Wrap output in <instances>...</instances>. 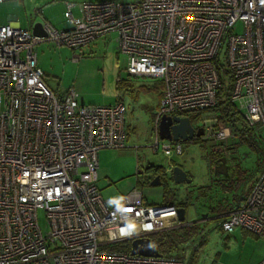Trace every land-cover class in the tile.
Returning a JSON list of instances; mask_svg holds the SVG:
<instances>
[{"label": "built area", "instance_id": "1", "mask_svg": "<svg viewBox=\"0 0 264 264\" xmlns=\"http://www.w3.org/2000/svg\"><path fill=\"white\" fill-rule=\"evenodd\" d=\"M65 5L67 29L45 22L43 35L0 24V264H185L181 257L118 248L183 225L178 206L149 204L137 187L116 204L102 197L96 184L97 154L125 147L126 106L121 101L79 104L73 89L55 94L42 79L34 47L53 41L80 48L116 33L127 74L156 77L163 85L152 118V151L181 155L183 141L161 139L159 122L162 116L199 113L194 128L203 132L187 141L200 138L227 153L232 129L210 111L223 85L217 65L231 71L229 99L237 113L248 126L264 131V0ZM224 44L222 63L218 56ZM38 209L46 214L45 234ZM225 216L224 231L241 227L264 238V169Z\"/></svg>", "mask_w": 264, "mask_h": 264}, {"label": "rangeland", "instance_id": "2", "mask_svg": "<svg viewBox=\"0 0 264 264\" xmlns=\"http://www.w3.org/2000/svg\"><path fill=\"white\" fill-rule=\"evenodd\" d=\"M83 1L93 0H7L0 3V24L7 22V15L13 14L21 28L32 29L35 23L47 22L57 30L67 29L70 24L64 16L65 2ZM72 12L77 16V7ZM236 32H240V27ZM115 38L116 33L107 34L74 49L57 46L53 41H43L34 47L38 67L43 72L42 79L55 94L64 96L73 89L79 104L110 105L121 101L126 106L125 147L101 149L97 154L96 184L102 197L109 204H116L137 187L147 203H163V185H150L152 178L144 172L145 167L160 165L169 171L171 161H175L189 177L192 176V182L178 185L170 181L167 197L182 200L188 191L196 196L188 205L185 216L187 221L198 225L199 234L195 241L180 247L179 255L185 264H258L264 259V238L241 227L224 231L221 215L228 212L222 211L224 207H234L249 192L253 181L263 171L262 151L255 152L246 145H238L236 135L230 138L226 175L212 171L208 161L210 145L200 138L183 141V152L179 156L169 157L161 149L152 151V118L163 85L156 77L129 76L127 57L118 50ZM218 58L225 62V44ZM222 80L227 87L229 78L223 75ZM189 116L193 126L197 127L196 113ZM254 128L257 134L264 136L260 126ZM261 149L264 151V139ZM198 187L204 190L199 191ZM37 221L45 234L49 226L43 209H38ZM199 235L204 239L201 246H198Z\"/></svg>", "mask_w": 264, "mask_h": 264}, {"label": "trees", "instance_id": "3", "mask_svg": "<svg viewBox=\"0 0 264 264\" xmlns=\"http://www.w3.org/2000/svg\"><path fill=\"white\" fill-rule=\"evenodd\" d=\"M217 66H218L217 68H218V71L220 72L221 77L225 75L229 78V85L227 87H224V85L221 86L218 92V96H217V103L214 107L210 109V111L215 112L217 114L218 119L226 121L227 124L230 125L232 129L233 137L236 135V137L239 138L237 141L238 145H246L250 148V150L255 151V152L262 151L261 153L264 156V151L261 149V142L263 141L264 136L261 135L260 133L257 134L256 129L254 127L248 126L247 123L237 113L234 106L230 102L229 96L231 94L232 83H233L231 71L225 68L223 64H220ZM198 115L199 113H196V120H197ZM190 120H191V116H190ZM209 148H210V152H209V156H210L211 151L217 149V147L210 145ZM173 165H178V164L175 161H171V166ZM211 167L213 171V166L211 165ZM144 172H147L148 174H150L151 178L157 174H160L161 175L160 179L163 185L162 190H163L164 203L174 204L179 207H184L185 213H186V209L188 205L192 202V199L196 197V196H193L194 193L192 191H188L182 200H178V201L172 200L171 198L167 197V194L170 195L169 183L170 181H172L171 173L166 174L164 172L163 166L153 165V164L147 165L145 167ZM190 177L192 176L190 175ZM198 188H200L199 191L204 190V189H201L203 187H198ZM242 198H240L239 201ZM232 208L229 206H226L222 209V211L223 212L230 211ZM225 217L226 216L221 217L222 221L225 220ZM221 228H222V225H221ZM198 234H199L198 225L195 222H192L190 224L181 225L173 229H169L166 231L152 234L149 236V238H150L151 243H153L154 245L158 247V250L161 253V255L181 257L179 255V251H181L180 247L184 248V245L186 246L187 244H190L192 241H195ZM199 236H200L199 237L200 242L198 243V246H201V244L204 242L203 241L204 239L201 238L202 237L201 235ZM129 247H130L129 241H125L118 248H122L123 250L128 251Z\"/></svg>", "mask_w": 264, "mask_h": 264}, {"label": "water", "instance_id": "4", "mask_svg": "<svg viewBox=\"0 0 264 264\" xmlns=\"http://www.w3.org/2000/svg\"><path fill=\"white\" fill-rule=\"evenodd\" d=\"M32 31L34 34H45L41 29V23H35L33 25ZM202 129L198 128L195 130L194 126L191 123V120L188 116H162L159 122V136L161 139L175 140V141H187L193 136H199L202 134ZM221 165L214 168V172L226 175L227 174V165L225 164V159L222 158ZM143 170L139 171L142 173ZM164 172L166 174L171 173L172 183L182 185L183 183L190 184L192 178L188 176L187 172L182 169L179 165L171 166L168 171L164 167ZM160 174L155 175L150 180V185H162L160 179ZM178 219L179 221L186 222L185 208L177 207ZM130 253L131 254H141L149 256H159L161 253L158 250V247L151 243L149 237L145 238H136L130 242Z\"/></svg>", "mask_w": 264, "mask_h": 264}, {"label": "flooded vegetation", "instance_id": "5", "mask_svg": "<svg viewBox=\"0 0 264 264\" xmlns=\"http://www.w3.org/2000/svg\"><path fill=\"white\" fill-rule=\"evenodd\" d=\"M211 155L208 157V159L210 160L211 165L213 166V172H214V168L218 167L221 165V160L222 158L225 159V164L227 165V156H226V152H224L223 150H221L219 147H217V149L212 150ZM208 160V161H209Z\"/></svg>", "mask_w": 264, "mask_h": 264}, {"label": "crops", "instance_id": "6", "mask_svg": "<svg viewBox=\"0 0 264 264\" xmlns=\"http://www.w3.org/2000/svg\"><path fill=\"white\" fill-rule=\"evenodd\" d=\"M16 15H13V14H9V15H7V22L6 23H8V22H10V23H12L14 26H19V23H17L16 22ZM33 28V27H32ZM110 34H112V33H110ZM102 38V37H101ZM99 39V38H98ZM97 40V39H96ZM138 172H139V170H138ZM164 203V202H163ZM165 204V203H164ZM229 212V211H228ZM227 212V213H228ZM227 213H223L222 215H221V217L222 216H225ZM190 223H192V221H187L186 220V222H184L183 224L185 225V224H190Z\"/></svg>", "mask_w": 264, "mask_h": 264}]
</instances>
